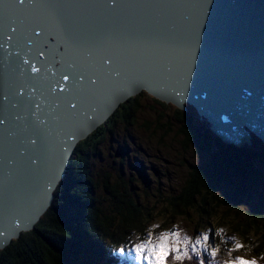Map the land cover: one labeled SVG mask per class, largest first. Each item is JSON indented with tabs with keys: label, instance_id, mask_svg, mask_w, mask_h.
<instances>
[{
	"label": "snow or ice",
	"instance_id": "obj_1",
	"mask_svg": "<svg viewBox=\"0 0 264 264\" xmlns=\"http://www.w3.org/2000/svg\"><path fill=\"white\" fill-rule=\"evenodd\" d=\"M210 3L211 0H204L179 6L191 9L179 37L174 29L150 34L124 29L114 22L115 18L123 10L138 6L122 0L75 5L11 0L0 6L2 66H12L18 77L12 91L15 103L9 102L7 94L0 95V104L8 109L6 118L0 119V128L5 129L8 137H19L15 156L6 159L5 179L6 183L15 184L19 174L23 181L6 212L5 218L10 224L15 220L17 229L24 227L20 221L32 207L36 194L41 207L51 194L54 170H59L57 153L63 151L60 137L68 135L67 129L82 120H91L98 108L117 93L139 88L170 89L179 97L189 88L194 52ZM72 11L90 16L74 19ZM135 52L155 53L158 60L133 63L129 56ZM12 122L19 126L15 131L9 128ZM249 132L252 131L245 135L238 130L229 142L233 151L226 157L221 154L214 162L227 185L241 194H255L259 186L264 200V170L257 173L255 162L239 151L245 146ZM71 182V172L65 169L60 183L70 187ZM60 211L65 218H77L81 207L75 199L67 198ZM158 227L153 223L144 238L129 241L127 246H114L106 257L104 254L103 260L106 264H183L185 259L195 257L196 264H204L203 253L217 255L216 247H205L210 239L207 232L191 239L181 235L173 224L154 235ZM87 247L85 238L86 250ZM242 247L235 241L228 252L231 254ZM82 264L100 262L86 254ZM223 264H257V261L229 255Z\"/></svg>",
	"mask_w": 264,
	"mask_h": 264
},
{
	"label": "trees",
	"instance_id": "obj_2",
	"mask_svg": "<svg viewBox=\"0 0 264 264\" xmlns=\"http://www.w3.org/2000/svg\"><path fill=\"white\" fill-rule=\"evenodd\" d=\"M139 98L138 94L121 104L112 118H108L96 131L77 144L74 157L68 166L72 177L71 186L60 184L57 187L51 207L35 225L34 230L22 233L18 239L0 250V264H82L86 254L103 264V261L106 262L103 260L104 254L106 257L110 253L105 246H127L129 241L135 242L137 236L150 229L149 226L153 219L157 218V214H151L148 208L143 209L147 204L141 200L139 202V195L133 192V182L138 180V176H130L126 181L120 174L116 183H110L109 178H116L106 174L103 180L105 182L101 183L95 176L96 173H93L91 160L97 144L106 138L117 122L130 118L133 111L138 110ZM179 111L183 114L181 117L185 123L184 134L195 145V157L206 156V159L188 166L187 175H184L183 184L178 191L165 196L151 195L162 198L160 214L168 218L166 224L176 223L175 221L190 216L203 217L201 219L207 222L213 221L211 216L218 217L215 221L230 217L228 221L232 224L235 235L240 232L245 237L251 232V228L257 235V244L252 243L251 249L247 248L249 243L240 240L244 246L239 251H233L231 255L254 258L257 264H264V200H261L259 186L255 194H241L227 185L221 179L220 170L214 161L221 154L226 157L233 150L220 140H217V144H210L201 138L199 141V137L192 138L189 131L191 126L184 120V112ZM239 151L255 162L257 173L264 170V154H254L250 147ZM144 167L143 170L146 169ZM121 189L122 196L119 194ZM101 190L107 191L103 199ZM67 198L75 199L80 205L81 212L77 218H65L61 214L60 210ZM100 200L112 201V208L102 209L101 203H97ZM110 211V215L103 214ZM240 212L241 217H232ZM154 232H159V229ZM85 238L88 242L87 250ZM233 244L228 249L232 248Z\"/></svg>",
	"mask_w": 264,
	"mask_h": 264
},
{
	"label": "water",
	"instance_id": "obj_3",
	"mask_svg": "<svg viewBox=\"0 0 264 264\" xmlns=\"http://www.w3.org/2000/svg\"><path fill=\"white\" fill-rule=\"evenodd\" d=\"M128 1L138 7H131V11L124 10L125 14L121 15H124L127 20L133 15L140 16L147 13L146 18L139 25L135 21L132 22L131 32L142 33L144 26L148 30L146 34H150L156 24L161 25L163 22V25H166L163 19L154 15L153 0L122 2ZM162 1L166 3V0ZM196 1L204 2V0H191L190 2ZM10 2L11 0H0V6ZM39 2L75 5L94 3L96 0H39ZM249 13L258 18V28L254 29L250 25ZM72 16L74 19H81L82 17L87 18L90 14L72 11ZM207 17V24L203 26L205 29L202 31V38L196 48L198 51L195 54L198 55L200 51V55L199 58H194L193 75L189 88L179 97L175 96L170 89L149 91L146 88H139L135 91L117 93L114 97L107 99L106 101L109 100V102L105 101L98 110H102L105 103L109 106L98 118H96L97 110L91 122L88 123L89 120H85L82 129L77 131L74 138L68 139L66 136L60 139V147L63 151L57 153L59 170H54L52 192L42 207L39 203V194H36L32 207L23 214L20 221L25 226L18 229L15 227L17 222L13 220L10 224L5 216L11 208L13 194L19 191L23 181L19 174H17L15 184L6 183L5 177L6 159L15 156L19 137L13 136L10 140H6L5 137L8 136L5 129L0 128V145L4 147V150L0 151V232L4 233L0 235V250L18 239L22 233L34 230L42 215L51 207L61 175L65 169H68L77 144L105 123L120 104L137 95L141 90L165 102H172L181 110H186L185 103L192 105L200 118L205 117L209 122L210 131L217 136V140L224 144L229 145L238 130L245 135L251 130L254 133H248L243 148L252 145L256 138L264 145V53L259 52V49L264 51V0H211ZM0 23L3 24V19ZM172 24L175 27V34H180L185 29L182 22L172 19ZM231 35H236L238 39L236 41L227 40L226 36ZM253 46L256 50L252 49ZM156 56L151 52H148L147 56H144L143 52H137L131 53L129 59L133 63L148 64L155 63L156 61H152L151 58ZM196 66L198 69H195ZM10 68L12 70L6 73V69L2 66V54L0 53V95L7 94L9 102L15 103V97L12 95L15 86L11 82L6 83L8 87L4 85V80L8 77L18 82L17 73L12 66ZM256 76L260 78L257 79ZM7 111V106L0 104V119L6 118ZM17 127L15 122L9 124V128L14 131ZM253 153L259 154L256 151Z\"/></svg>",
	"mask_w": 264,
	"mask_h": 264
},
{
	"label": "rangeland",
	"instance_id": "obj_4",
	"mask_svg": "<svg viewBox=\"0 0 264 264\" xmlns=\"http://www.w3.org/2000/svg\"><path fill=\"white\" fill-rule=\"evenodd\" d=\"M139 97L138 110H134L130 118L127 117L124 121L119 120L117 125L106 135V138L97 144L91 156L93 173H96L95 176L101 183L105 182L103 180L106 174L113 175L116 178H109L110 183H116L119 180L117 176L120 174L123 178L125 177L126 181L129 180L130 176H138V180L133 182V192L139 195V202L141 200L147 204V207H143V209L148 208L151 214H157L155 216L157 218L153 219L152 224L158 223L163 229L175 224L177 226L176 230L181 235H187L191 239H194L200 232H207L209 228L214 230L216 234L217 230H220L217 236L225 251V258L228 259L231 254L228 253L229 244L227 242L234 234V228L229 222L230 217L215 221L214 219L218 217L211 216L213 221L207 222L201 219L203 217L190 216L183 220H177L176 223L166 224L168 218L166 219L160 214L162 211L160 206L162 198L152 197L151 195L164 194L163 196H165L178 191L183 184L184 175L185 177L187 175L188 166L204 161L206 156L195 157L193 152L195 145L184 134L186 130L184 129L183 117H181L183 114L174 104L165 103L164 101L158 102L145 92L139 94ZM186 104V110H182V112L185 114L184 120L191 126L189 131L192 138L199 137V141H201V138L210 144H217V136L210 131L209 122L206 119H201L196 110L190 104ZM112 116L109 118H112ZM249 147L259 154H264V145L257 138ZM117 154H119V157H116ZM72 157L74 156L72 155ZM141 165L145 166L146 169L143 170ZM101 192V199H103V196L107 195V191L103 192L101 190ZM121 192L122 189L119 192L120 196H122ZM140 194L144 195L140 196ZM98 202L101 203L102 209L112 208V201L102 202L100 200ZM241 210L246 209L241 208ZM103 214L110 215L111 211L109 213L103 212ZM241 216L242 212L235 216L232 215L233 218ZM151 225L149 228H151ZM235 237L244 240L246 244L249 243L247 245L248 249H251L252 243L257 244V235H255L252 228L251 232L247 233L245 237L240 232H237ZM104 248L106 249V247ZM210 261L217 263L216 257H212ZM183 264L190 263L184 261Z\"/></svg>",
	"mask_w": 264,
	"mask_h": 264
},
{
	"label": "bare ground",
	"instance_id": "obj_5",
	"mask_svg": "<svg viewBox=\"0 0 264 264\" xmlns=\"http://www.w3.org/2000/svg\"><path fill=\"white\" fill-rule=\"evenodd\" d=\"M122 1H125V0H122ZM191 0H166V3H164L162 0H153V3H152V6L155 7L154 9V15L160 19H163L164 23L166 25H163V22L161 25H155V28L151 31V33H154V32H165L166 30H169V29H175V27H173V24H172V19H174L175 21H178V22H182L184 24V27H186V24L188 22V19L190 17V14H191V9L189 8H185V7H179V6H182V5H192V4H198V3H202L201 1H196V2H190ZM93 3V2H92ZM125 4H128V5H132V2H126ZM128 11H131V8H128L126 9ZM187 12H189V14H186ZM121 14H125V11L123 10L118 17L115 18L114 22L117 23L118 25L122 26L124 29L128 30L131 32V24L133 21H135L137 23V25H139L147 16V13L145 14H141L140 16H131L129 20H127V18L124 16V15H121ZM172 17V18H171ZM248 18H249V23L250 25H252V27L254 29L258 28L259 27V20L258 18L253 15L252 13H249L248 14ZM3 19V13H2V10H0V21ZM207 19L208 17L206 16L205 18V21L203 22L201 28H200V33H199V42L202 38V31L203 29H205L203 26H206L207 24ZM0 25H2V23H0ZM176 29H178L176 27ZM133 30V29H132ZM147 27H142V33L146 34L147 33ZM184 32V31H183ZM182 32V33H183ZM182 33L180 34H175L177 37H179ZM226 39L227 40H234L236 41V39H238V37L236 35H231V36H226ZM3 43V39L0 38V44ZM199 44V43H198ZM253 50H256V47H252ZM198 51V50H195V52ZM244 51V50H243ZM194 52V58H199V55H200V51H199V54L196 55ZM259 52L261 53H264V51H262L261 49H259ZM137 53V52H135ZM135 53H132V54H135ZM147 53L148 52H143L144 56H147ZM252 53V52H250ZM2 54V53H1ZM254 55V54H252ZM3 56V54H2ZM227 56V55H225ZM157 57V56H156ZM151 58L152 61H156L158 60V58ZM173 60V63H176V60L175 58H171ZM4 69H6V73L7 72H10L12 69L10 68V66L8 67H5L3 66ZM197 68V66L195 67V69ZM198 69V68H197ZM257 79H259L260 77L259 76H256ZM15 79L12 78V77H8L6 80H4V85L8 87V85L6 84L7 82H11L13 83V85L15 86L17 83L14 81ZM14 88V87H13ZM186 91V90H185ZM184 91V92H185ZM137 96V95H136ZM190 98V97H189ZM108 101H106V103H108ZM103 106L102 110H98V116L96 118H98L103 112H104V109L107 108L108 106L106 105ZM187 105V104H186ZM120 106V105H119ZM117 110V109H116ZM113 111V113L110 115L112 116L115 112ZM109 116V117H110ZM202 119H205V117H202ZM92 120V119H91ZM91 120L88 121L91 122ZM108 120V119H107ZM85 124V120L84 121H80L78 122L77 124H75L74 126H72L71 128L67 129V133L68 135H61L60 139H64L66 136H68V139L69 136L73 137L76 135L77 131L81 130L82 129V125ZM19 127V126H18ZM17 127V128H18ZM98 129V128H97ZM96 129V130H97ZM95 130V131H96ZM5 137V136H4ZM6 140H10V138L12 137H5ZM4 139V138H3ZM72 139V138H71ZM258 139V138H257ZM4 150V147H2L0 145V151ZM75 153V152H74ZM117 157H119V155L117 154ZM184 159V158H183ZM187 160V159H186ZM195 165V164H193ZM142 167H144L143 165H141ZM146 168V167H144ZM61 183L59 182L58 186L60 185ZM57 186V187H58ZM20 189V188H19ZM54 201V200H53ZM53 203V202H52ZM43 217V215H42ZM40 221V220H39Z\"/></svg>",
	"mask_w": 264,
	"mask_h": 264
}]
</instances>
